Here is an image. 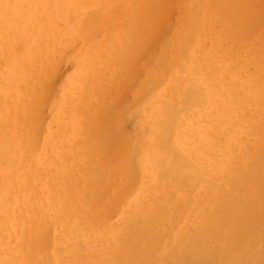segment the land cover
Listing matches in <instances>:
<instances>
[{
    "label": "rangeland",
    "instance_id": "obj_1",
    "mask_svg": "<svg viewBox=\"0 0 264 264\" xmlns=\"http://www.w3.org/2000/svg\"><path fill=\"white\" fill-rule=\"evenodd\" d=\"M194 1H196L197 4H195ZM208 1L213 10L219 11L218 5H216V0ZM204 2L205 0L147 1L146 3L148 5V8H151L149 13H145V18H143L145 20L146 26L148 27L145 30L147 33L145 31L142 33L140 29H138L135 25L134 27L133 23L130 20L132 13L135 11V6L137 7V5L139 4V2H135V0H91V3L87 0L86 2H84V13H89L91 11L100 12L102 10V18L100 17L102 21L98 20L100 21V23L94 22V24H92L93 30L92 25L90 24V20L89 23L87 22V26H91V29L84 30V27H81L85 26L86 23H84L85 25L78 26V17L81 13L80 11H76L73 8L69 10V19L67 20L59 16H53L51 15V13L47 12L45 14L43 13L44 16L42 14L39 16L38 23L34 25L35 28L34 26H31L32 29L30 28V26H25L23 21H20L16 26H14V30L11 26H8V28L6 27V29L4 28V31L8 32L10 35L15 34V39L10 41L4 40L3 47L5 46V48H7H1L3 49V53H0V124L2 123L3 125L6 123V126H10L9 131H6L8 127H5L6 134L9 133L11 137L10 140L14 137L13 135L15 133L11 123L13 119L17 120V126L15 127V130L23 134H27L28 141H26V145L30 147L31 151V154L28 153L27 156L29 155V161L31 163H34L32 164V187L37 194V198L43 197V203L46 202L45 210H48V213L50 211L48 203L49 200H47V197H44L45 187L47 185L50 187L48 193L50 194V198L52 199L57 193V191L58 193L60 191L62 193L65 191V189L71 188L73 186L78 188L75 193H77L76 198H78V201L80 202H82V199L94 201L95 198L93 195H91V193L94 192L95 195L96 191H100L104 193L105 197H115V206H119V209H117V207H113L114 212H112L111 210L110 212H107V209L101 210L104 213L106 211L109 215L114 213L116 214L111 216L108 215L103 228L101 226L96 227L95 232L97 235L94 234L93 236L96 238V240H101L105 238L106 240H108V243H110L109 245H113V243L115 242V245H119L127 241L128 238L125 234L121 235L120 233L114 232L115 228L113 229L111 228V226L117 227L121 224L123 217L126 216V213L128 214L129 212H131L133 208H135V206L141 201V196L139 197V195H142L143 189L150 185V183L153 181L154 177L158 173L160 174L163 170H168L170 165V157L165 159L166 162L163 158V160L160 159L161 157H167V155L160 151V146L157 142V136L163 130V127L162 129H160L158 124L164 120L161 110V101L164 99L169 100L173 106L175 105L177 107H173L174 114L177 117L175 115L173 116V119L175 120H173L172 126V139L175 143L174 147L177 150H182L181 146L178 145L177 142H175V139L180 133V131L189 122L201 123V121L197 122V120L199 115H201V113H203L204 111L208 112V117L204 121V125L200 126L201 128H207L210 126L211 122L217 120V122L214 123V125L216 124V127H211L212 131L214 132L213 136H215L214 138H216V147H220L221 149H223L225 147L226 140L230 139L233 135H237V141L242 142L243 144H245L246 147H249V145H252L255 141H258V136L256 133L264 132V118H262L264 117V112L262 114H256L257 111L255 110L252 101L253 96L249 93L248 96L250 97L246 99L244 98V94L241 93V90L242 87L248 82L252 72L254 71L255 64L253 63V57L255 61L257 60L256 62L258 65L262 63L261 60H258L256 55L264 54V7L261 16L257 13L255 14L256 18L252 19L253 24L252 22H249L251 21V19L247 20L245 23H242V26L239 25L240 23H238L237 26L235 20H229L225 22L226 26L224 24V27L228 28L229 30H234V32L236 33L235 34L233 32V35L229 32L230 35L226 33V36H224V27L219 26V23L217 21H212L213 28L210 30V27L207 26L206 23L210 22L211 18L208 16L201 17V24L204 25V31L196 33L193 41L189 45H186L187 47L185 45L183 46L185 48L186 53L188 52L186 56L187 60L185 58L183 59V53L182 56H180V53H174V51H169L167 50L168 48L163 51L164 41L168 39L170 42L169 46H171L172 41L175 39V31L177 28H180V22L184 21V18L187 14V17H192L196 12L202 11ZM8 3H12V0H8ZM110 4H113V8L111 9L110 13H107L106 7ZM186 4H189V6L187 7ZM260 4H263L264 6V0H260ZM190 5H193L194 8L192 9L193 6L190 7ZM195 5L198 6L200 10L197 9L198 7L196 8ZM99 7H101V9H99ZM88 10L89 12H87ZM192 10L195 11V13L191 12ZM144 12L145 10L143 7L142 14ZM155 13H160V15L157 16L155 15ZM148 22L149 24L152 23L153 26L149 25ZM256 23H258V26H256ZM69 24L73 26V30L67 29V25ZM96 24L98 25L97 28H100V30L94 27ZM37 26H40L41 29L44 27V31H39L37 29ZM192 26L193 25H189L187 28ZM220 28L221 30L223 29L221 33L218 32ZM94 29L97 31H94ZM85 31H87L88 34L90 33V35L86 34ZM94 34H96L97 36ZM20 35L23 36L18 39L17 37ZM74 35L77 36L74 37ZM143 35H145V37H157V35H160L159 38L162 37L163 40L159 41L158 43L157 41L153 42V40H149V42L147 41V43L140 49V39ZM201 35H203V37ZM216 36L218 39H220L218 43L219 46L217 47V50L220 49L218 54H223L220 56L221 59L219 58V60H212L211 57L207 55V53L213 54L212 49L214 50V48L212 47V44ZM79 37L82 39H80ZM86 37L92 38L88 39ZM212 37H214V39ZM72 38H74V40ZM33 39L38 42L37 45L32 43ZM121 40L127 41V45L124 49H122V44L120 42ZM71 42L73 43V45ZM11 43L14 44L9 46ZM32 44L36 48L37 53H35V57H37L35 58V61L32 62V64H29L30 66L28 65V63L25 64L27 73L29 74L28 77H30H27L26 80H20V76H14L15 71H13L11 66H9L10 63H14V60H12L14 58L13 52H15L16 56H20L23 54L20 53L22 51V48L27 49L28 46H32ZM184 48L182 49L184 50ZM201 48L203 49V51L201 50ZM253 48H255L256 51L258 50L256 48H259V51L256 52ZM91 49H93V52H91ZM7 50H9L8 53ZM96 52L101 53L102 57L99 58V53ZM118 52H120V54ZM215 52L216 51L214 50V53ZM117 53L119 55H122L119 56ZM119 57L122 58L120 59ZM188 57L190 58L188 59ZM1 58L3 60L5 59V63L2 62L3 60ZM103 60L105 62H103ZM160 60L162 61V63L160 62ZM185 61L188 62L186 63ZM18 64L19 63H17V66L20 67V64ZM220 64H223V66H221ZM181 65L185 66L186 68L182 66L181 69ZM194 66L195 69L197 68V71H193L195 70L193 69ZM86 67L92 68H89L88 73L84 77H80L81 74L87 69ZM158 67L160 68L159 72ZM160 72L162 73L161 78ZM210 73H214L216 75H223V77L217 79L218 81L216 80V82L214 81V83H212V80L211 83L215 86L217 85L216 89L219 91L221 96H228V99L232 103L229 105V112H232L231 105H234V107L232 108L235 110V112L234 116L231 115V121L226 117H223L222 120L219 118L218 109L216 107V104L219 101L218 99L208 97L205 104H197V106L196 104H190V108H187V106L189 105L185 104V100L187 99L188 101L187 94L190 93V90L198 89L201 84L202 86H204L205 81H207L206 79L209 78L208 80H210ZM153 75H160L159 77L157 76L159 80L156 78V76L151 78V76ZM147 76L150 77L148 78V80ZM91 78L92 80H89ZM155 78L158 81L155 80ZM149 79L151 81H149ZM87 80H89L90 83ZM14 82L16 83L17 88H14L13 86ZM44 82H46V85ZM26 85L27 89H25ZM36 85L38 88L36 87ZM148 85L150 87H148ZM178 85L180 86L178 87ZM29 86L31 87L29 88ZM86 86H88L89 88H86ZM139 86L141 87L138 90L137 88ZM145 89L148 91H146ZM242 97L246 102L241 99ZM124 99L125 101L128 100L127 105L124 104ZM157 105H159V107ZM178 108H182V110L179 109L178 112ZM119 109L125 111L122 112L124 115H120L122 113L120 112L121 110L119 111ZM187 109L189 110L187 111ZM4 112H7V114L5 115L8 116L7 118L3 116V114H5ZM89 124H91L94 128L96 127L97 132H95V135L99 137L96 140L93 137L86 138V135L88 134L89 130ZM222 125L224 126V128ZM111 137L121 140L122 144L127 143L126 145H124V152H132V162L135 161L137 162L136 164L139 163L138 165H136L135 162L133 163V166H137H135V169H133L131 165V160L129 159H126L128 165L127 162H125L126 160L123 159V167H119L113 164V157L115 155L113 151L117 150L116 145L118 144L116 141L115 146L113 147L112 152L110 153L109 150H107V141ZM140 142L141 144H143V146L137 145L140 144ZM129 143L131 144V146L128 145ZM137 146L139 148H136ZM147 148H149V150L151 151L147 150ZM234 149L239 155L238 156L236 154L235 158H240L241 160L242 156L240 151L237 147H234ZM134 150H137V152L134 153ZM117 153H119L117 154L119 156L116 155L117 157H122L123 155H125V153ZM152 153L154 157L151 155ZM143 154L148 155L149 157L143 156ZM205 155V157H208L207 154ZM155 156H157V158ZM185 156H188V154H185ZM213 156L215 159H217L219 167L222 166L226 168V157L221 160V157L217 153H213ZM146 157L149 159H146ZM107 159H109V161ZM159 159L162 160L164 164L161 161L160 164H157ZM188 160L191 161V159ZM240 160L235 159L236 162ZM150 163H152L153 167H151ZM61 166H64L66 170L56 171V169ZM139 168L143 169L139 170ZM202 170L203 169L198 168L197 173L200 174V177L213 176V174L209 172V169H205L203 172ZM141 171L144 172L142 173ZM135 173L139 174V178L138 175H136ZM133 175H136V177ZM132 177H135L132 180L133 182L123 181ZM175 179V186L178 185V183H182V187L178 188V186H176V201L178 202L175 203V205H172L173 200H175V197L172 198L173 196L169 195L167 196V198L170 199V202L172 201L171 203H169V208L171 212L175 210L176 214L179 215V218H173L174 216H171L170 218V216H168L166 220L160 221V223L161 225L166 226L170 225V223H177L178 221H180L181 223H179V225L181 224V227L192 226L198 222V216L188 217L186 216V212H184L183 214V210L179 208L181 207L180 202H182V199H188L194 196L191 195L193 193L194 186L205 185L206 183L198 178H192L187 180L185 179V177H181L178 175L175 177ZM229 181L230 180H228V182ZM222 185L225 186V184ZM63 186H65V188H63ZM238 187L239 186L235 187L236 192L233 191L234 194L237 193L236 197L239 196L240 193L242 194L243 192V189ZM123 188L129 189L130 192L129 190H124V199L121 200L120 198L123 197ZM117 189L121 191V194L117 193L119 192ZM125 193L127 194V196ZM118 195H121V197ZM152 195H156V193L152 192ZM119 199L120 202L123 201L121 203L122 205H119ZM206 199L208 202H210V204L213 202L212 204L216 205V203L214 202V200H216V195L213 191L206 193ZM91 207L92 204L89 203L87 204L86 209H90ZM127 207L129 209H127ZM77 211L79 213L78 216H82L81 214L83 213V210L77 209ZM181 217H183V219ZM189 218L190 220H188ZM32 224H37V229L39 228L38 231L45 230L49 225L51 232L48 242L49 250L56 252L60 251L65 258L69 256L68 252L64 251L65 249H60L61 246L57 244L61 235L65 231H67V227L63 228L60 224H56L52 215H47V218L35 217ZM262 227H264V224H262ZM33 228L36 229L35 226H33ZM0 229L4 230V226L1 224ZM106 231L109 235H104L106 236L104 237L103 234L104 232L106 233ZM169 234L167 235L168 240H170V237L171 240L173 239L172 237H174L173 240H176L175 236L173 235V232L172 234ZM98 235H100L99 238H97ZM167 239H165L164 242L162 241V245H164L163 247H165L166 244L169 243ZM262 239H264V235ZM14 243V240H9L8 242H6L5 245L9 247H14ZM166 247L168 248V244ZM161 255H163V253L160 252L157 255V257H159L157 259H160ZM115 259L116 258H112L111 260L115 261ZM120 263H122V259L120 260L119 264Z\"/></svg>",
    "mask_w": 264,
    "mask_h": 264
},
{
    "label": "bare ground",
    "instance_id": "obj_2",
    "mask_svg": "<svg viewBox=\"0 0 264 264\" xmlns=\"http://www.w3.org/2000/svg\"><path fill=\"white\" fill-rule=\"evenodd\" d=\"M86 1L87 0H12V3H8V0L7 1L6 0H0V53H3V49H1V48H5V46L3 47L4 40L10 41V40L15 39V34L10 35L8 32L4 31V28L6 29V27L8 28V26H11L14 30V28H15L14 26H16L20 21H23L25 26H27V27L30 26V28H31V26H34L38 23V18L41 14L43 15V13L45 14L48 12V13H51V15H53V16H59L61 18H64L65 20H67V19H69V15H68L69 10L71 8H73L74 10L80 11V13H81L78 17V20H79L78 26L85 25L84 23H86L85 26H87V22L89 23V20H90L91 25L94 24V22L100 23V21H102L101 20V18H102L101 17V11L102 10L100 12H96V11L89 12V10H90L89 9L87 11L89 13H84L83 12L84 6H85L84 2H86ZM136 1H138L139 4L137 5V7L135 6V8H134L135 11L132 13L130 20L133 23V26L135 25L143 33L148 28L146 26L145 20L143 19V18H145L144 15L147 12L149 13V11L151 10V8H148V5L146 2L151 1V0H135V2ZM88 2L91 3V0H88ZM194 3L197 4L196 1H194ZM194 3H193V5H194ZM133 4H134V2H133ZM112 5L113 4H110L108 6L106 5L107 6L106 7L107 13L111 12V9L113 8ZM193 5H190V7H192ZM216 5H218L219 11L213 10L209 4V1L205 0L204 5L202 7V11H198L195 13V11L192 10L191 12L195 13L194 16H192V17H187L188 16V14H187L184 18V21L180 22L181 25L178 24L180 26V28H177L175 31V39L173 41L171 40L172 45L169 46L170 42L168 39H166L164 41L163 51H165V49L168 48L167 50H169V51H174V53H180L181 54L180 56H182V53H183L184 54L183 59L185 58L187 60L186 56H187L188 52L186 53L185 48L183 46L189 45L193 41L196 33L204 31V25L201 24V17L208 16L211 18L210 22L206 23V25L210 27V30L213 28L212 27V21H215V22L217 21L219 23V26L224 27L225 22H227L229 20H235L237 26H238V23H240L239 25L242 26V23H245L249 19H251V21H249V22H252V19L256 18V16H255L256 13L261 16V14L263 12V7H264L263 4H260V0H216ZM188 6H189V4L187 5V7ZM143 7H144L145 12L142 14V8ZM197 7L198 6H196V8ZM193 8H194V6L192 7V9ZM99 9H101V7H99ZM197 9H199V7ZM203 9H204V12H203ZM191 12H190V14H191ZM102 15H103V13H102ZM155 15L159 16L160 13H155ZM45 18H46V15H45ZM98 20H100V21H98ZM108 23H110V22H108ZM60 24H62V23H60ZM148 24H149V22H148ZM252 24H253V22H252ZM257 24L258 23H256V26H258ZM149 25L153 26L152 23ZM155 25H156V23H155ZM189 25L190 26L193 25V26L187 28ZM234 25H235V23H234ZM85 26H81V27H84L83 28L84 30L91 29L90 28L91 26L90 27L87 26L88 28ZM225 26H226V24H225ZM94 27L97 28L98 25L96 24ZM34 28H35V26H34ZM80 28H79V30H80ZM37 29L39 31H44L43 30L44 27L41 29L40 26H37ZM67 29L73 30L74 28L72 25L69 24V25H67ZM97 29L100 30V28H97ZM223 29L222 30L225 32L224 36H226V33L229 34V32L232 33V35L235 33L234 30H229L228 28H225V27ZM92 30H93V25H92ZM222 30L220 28V30H218V32L221 33ZM20 31H22V30H20ZM94 31H97V30L94 29ZM103 31H104V29H103ZM85 32H86V34H88L87 31H85ZM100 33H101V31H100ZM16 34H17V32H16ZM74 34H76V33H74ZM98 34H99V32H98ZM77 35H78V33H77ZM88 35H90V33ZM94 35H96V34H94ZM145 35H147V34H145ZM145 35H143L140 39V44H139L140 49L147 43V41L149 42V40H153V42L157 41V43L159 41L163 40L162 37L159 38L160 35H157V37H155V36L145 37ZM22 36L23 35H20L17 38L19 39ZM31 36H33V35H31ZM76 36L74 35V37H76ZM83 36H85V35H83ZM201 36L203 37V35H201ZM57 38H59V37H57ZM86 38H88V37H86ZM89 38H92V37H89ZM212 38L214 39V37H212ZM53 39H55V38H53ZM72 39L74 40V38H72ZM80 39H82V38H80ZM221 39H223V38H221ZM86 41H88V40H86ZM219 41H220V39H218L216 36V38L212 44V47L214 48V50L217 53L215 52L216 53L215 54L213 49H212L213 54L207 53V55H209L212 60H219L220 56L223 54V53L218 54V52L220 50V49L217 50V47L219 46L218 45ZM73 42H75V41H73ZM120 42L122 44V49H124L127 45V41L121 40ZM32 43L37 45L38 42L33 39ZM13 44L11 43L9 46H11ZM33 44H32V46H28L27 49L22 48V51L20 53H23V54L20 56H16L15 52L12 51L14 53V58L12 59V60H14V63H10L9 66H11L12 70L15 71L14 76H16V77H17V75L20 76V78H19L20 80H26L28 75H29L27 73L25 64H27V63H28V65L32 64V62H34L35 58L37 57V56L35 57V53H37V51H36V48ZM72 45H73V43H72ZM75 45H77V44H75ZM16 46H17V44H16ZM130 46H129V48H130ZM17 48H18V46H17ZM20 48H21V46H20ZM68 48H69V45H68ZM182 48H184V50ZM70 49H73V48H70ZM253 49L255 50V48H253ZM256 49H258V50L257 51L255 50V51L258 52L259 48H256ZM42 50H43V48H42ZM201 50L203 51L202 48H201ZM8 51L9 50H7V53H8ZM202 51H200V52H202ZM255 51H254V53H255ZM91 52H93V49H91ZM220 52H222V51H220ZM96 53H99V52H96ZM118 53L120 54V52H118ZM192 53H195V52H192ZM252 53H253V51H252ZM2 55H4V54H2ZM121 55H119V56H121ZM256 56H257L258 60L262 61V63L260 65H258L256 62L257 60L255 61L254 57H253V63L255 64L254 71L252 72L248 82L242 87L241 93L244 94V96H245L244 98H246V99L248 97H250V96H248L250 93V95L253 96L252 101H253V106L255 107V110L257 111L256 114L257 113L262 114L264 112V96H263V94H264V54H259V55L257 54ZM65 57H66V55H65ZM98 57L101 58L102 54L99 53ZM125 57H127V56H125ZM131 57H132V55H131ZM189 58L190 57H188V59ZM38 59H37V62H38ZM129 59H130V57H129ZM4 60L2 61L3 63H5ZM52 62H53V60H52ZM103 62H105V61L103 60ZM160 62L162 63L161 60H160ZM171 62H172V59H171ZM173 62H175V61H173ZM17 63L20 64V65L18 64L20 67L17 66ZM109 64H110V62H109ZM166 64H168V63H166ZM220 65L223 66V64H220ZM182 66L183 65H181L180 68ZM185 66H183V67H185ZM32 67H31V69H32ZM86 68L87 69L81 74L80 77H84L88 73L89 68H92V67H86ZM159 69L160 68L158 67V72H159ZM193 69H195V66ZM196 69L193 71H197ZM162 70H163V68H162ZM153 71H154V69H153ZM50 73H51V71H50ZM167 73H168V71H167ZM156 74H157V72H156ZM154 76H156V75L151 76V78ZM157 76L159 77L160 75H157ZM157 76H156V78H157ZM161 77H162V73H161L160 78ZM209 77H210V80H208L209 78H207L206 79L207 81H205L204 86H202V84H201V86H202V87L200 86L201 88L200 87L198 89H192L191 88L192 90H190V93L187 94L188 95L187 96L188 101L186 99L185 104L189 105V106L186 105L187 108H190V104H192V105L196 104V106H197V104H205L208 97L218 99L219 101L217 102L216 107L218 109L219 118L222 120L223 117H226L231 121V115L234 116V112H235V110L232 108V107H234V105H231L232 106L231 107L232 112H229V105L232 103L228 99V96L225 95L226 98L223 95L221 96L219 91L216 89L217 85L215 86L212 84V83H214V81L216 82V80L218 78L223 77V75H216L214 73H210ZM142 78H144V77H142ZM145 78H146V76H145ZM148 78H150V77L147 76V80H148ZM156 78H155V80L158 79V78L157 79ZM113 79H114V77H113ZM89 80H92V78ZM89 80H87V81L90 83ZM180 80H181V78H180ZM212 80H213V82H212ZM108 81H109V79H108ZM149 81H151V80L149 79ZM24 82H21V83H24ZM32 82H34V81H32ZM120 82H121V80H120ZM120 82H119V84H120ZM44 83L46 85V82H44ZM124 83H125V81H124ZM180 83H181V81H180ZM71 85H72V83H71ZM149 85H148V87H150ZM13 86H14V88H17V85L15 82L13 83ZM179 86L180 85H178V87ZM30 87L31 86H29V88ZM36 87H37V85H36ZM87 87L88 86H86V88ZM140 87L141 86H139L137 89L139 90ZM56 88H59V87H56ZM25 89H27V85H26ZM141 90H143V89H141ZM146 91H148V90H146ZM232 92H233V90H232ZM108 98H106V99H108ZM244 98L242 97L241 99L244 100ZM91 99H92V97H91ZM39 100H41V99H39ZM89 100H90V98H89ZM123 101H125V99ZM127 101H125L124 104L127 105ZM244 101H242V102H244ZM132 102H133V100H132ZM28 104H29V102H28ZM128 104H129V102H128ZM161 104H162L161 110H162L164 120L161 122L159 121L160 123L158 124V126L160 129H162V127H163V130H162V132H160L158 134V136L157 135L156 136H157V142L160 146V147L158 146L160 148V151L167 155V157H161L160 159L163 158L165 161L166 158L170 157V165H169L168 170H165V171L163 170L160 174L158 173L154 177L153 181L150 183L149 186H147L145 188L143 187L144 189L142 191V195H139V197L141 196L140 197L141 201L136 206L134 205L135 208H133L132 211L130 210L131 212H129L128 214L126 213V216L123 217L121 224L118 225L117 227L111 226V228H113V229L115 228L114 232L120 233L121 235L125 234L128 238L127 241L124 240L125 242L121 243L119 245H115L116 242L113 243V245H109L110 243H108V240H106L104 238V237H106L104 235H109L107 233V231H106V233L104 232V234H103L104 237L102 236L104 239H101V240L99 239L100 241L96 240V238L93 236L94 234H96V232H95L96 227L101 226L103 228V226L105 224V220L109 215L107 212H110V210L112 212H114L113 207L114 208L117 207V206H115L116 205V201L114 199L115 197L114 198L105 197L104 193H102L100 191H96L95 195H94V192L91 193V195H93L95 198L94 201L82 199V202H80V201H78L79 199L76 198L77 193H75L78 188L73 186L71 188L65 189V191L62 193H61V191L59 193L57 191V193L55 194V196L52 199V198H50V194L48 193L50 190V187L47 185L45 187V196L44 197H47V200H49L48 203H49L50 211L48 213V210H45L46 209V207H45L46 202L43 203V197L37 198V194L33 190V187H32L31 176L33 174L32 164H34V163H31L29 161V159H30V157H28L29 155L27 156L28 153L31 154L30 147L28 145H26L27 144L26 141H28L27 134L26 133L23 134V133L15 130V127L17 126V120L13 119V121L11 123H12V127L14 128L15 133L13 135L14 137L10 140L11 137H10L9 133H7L8 135L6 134V131H9L10 126L9 125L6 126V123L3 125L1 123L0 124V224L4 226V230L0 229V264H119L121 259H122V263H120V264H264V239H262V237L264 235V227H262V224H264V132L256 133L258 136V138H257L258 141H255L252 145H249V147H246L245 144H243L242 142H238L237 141V135H233L230 139L226 140L225 147L223 149H221L220 147H216V138H214L215 137V136H213L214 132L211 129V127L212 128L216 127V124L214 125V123H216L217 120L214 122H211L210 126L207 128L206 127L205 128L200 127V126L204 125V121L208 117V112L204 111L203 113H201V115H199L198 120H197V122L201 121V123L195 122L196 123L195 124L194 122H189L180 131V133L178 134V136L175 139V142H177V144L181 146L183 151L181 149L177 150L174 147L175 143L172 139V137H173L172 126H173V120H175V119H173V116L175 115L174 114V108H177V107L175 105H174L175 106L174 107L169 100H165V99L161 101ZM233 104H234V101H233ZM157 106L159 107V105H157ZM81 109H83V108H81ZM179 109L182 110V108H178L177 109L178 112H179ZM185 109H186V107H185ZM185 109H183V110H185ZM188 110L189 109H187V111ZM119 111L122 113L124 110L122 111V109H119ZM177 111H176V113H177ZM6 114H7V112L5 114H3V116H5ZM162 114H161V116H162ZM120 115L122 116L124 114L122 113ZM5 117L7 118L8 116H5ZM22 117H24V116H22ZM262 118H264V117H262ZM5 127H8L7 128L8 130L6 129V131H5ZM223 128H224V126H223ZM227 128H229V127H227ZM88 129L89 130H88V134L86 135V138L93 137L95 140L97 138H99L98 136L95 135V132H97L96 127L94 128L91 124H89ZM116 141H117L118 145H116L117 150L113 151L115 153V155L113 157V164L116 166H119V167L120 166L123 167V159L124 160L133 159L132 158L133 157L132 152L127 151L129 153H127V152L125 153L124 152V150H125L124 145H126L127 143L122 144L121 140L115 139L114 137L113 138L111 137L107 141L108 142V149L107 150H109L110 153L112 152V149L115 146ZM141 142H143V141H141ZM141 142H140V144H137V145L143 146V144H141ZM128 145L131 146L130 143ZM234 147H237L238 150L240 151L241 156H242L241 160H240V158H235L236 154L238 155V153L234 149ZM136 148H139V147L137 146ZM48 149H49V147H48ZM137 150H134L135 151L134 153H136ZM147 150H149V148H147ZM143 151H145V150H143ZM149 151H151V150H149ZM117 152H120L122 154L125 153V155H123L124 157L123 156L122 157L120 156L121 158L117 157V156H119V155H117V154H119ZM213 153H217L221 157V160L224 159V157H226V159H227L226 168H224L222 166H220V167L218 166V161H217V159L214 158ZM122 154H120V155H122ZM185 154H188V156H185ZM205 154H207L208 157H205L206 156ZM151 155L153 156V153ZM143 156H148V155L143 154ZM111 157H112V155H111ZM155 157L157 158V156H155ZM146 159H149V158L146 157ZM160 159L157 162V164H160V161L163 163V161H162L163 159L162 160H160ZM188 159H191V161ZM235 159L240 160V161H238L239 164H238V162L235 161ZM107 160L109 161V159H107ZM101 161H103V160H101ZM148 161H150V160H148ZM125 162H127V160ZM134 162L135 161L132 162V160H131V165H132L133 169H135V166L139 164V163L136 164L137 162H135L136 165L133 166ZM150 164H151V167H153L152 163H150ZM127 165H128V162H127ZM143 165H142V167H143ZM53 166H54V164H53ZM161 166H163V165H161ZM52 168H54V167H52ZM198 168L203 169L202 172L205 169H209V172L212 173L213 176H211V177H208V176L200 177V174L197 173ZM141 169H143V168H139V170H141ZM145 169H147V168H145ZM57 170L64 171V170H66V168L64 166H61V167L57 168L56 171ZM56 171H55V173H56ZM137 173H135V174L138 175V178H139V174H137ZM176 174L178 176L185 177V179H187V180L192 179V178H194V179L198 178L200 180H203L206 183L205 185L194 186L193 193L191 194L194 196L191 198H188V199H182L181 200L182 202H180L181 207H179V208H181L183 210L182 211L183 214H184V212H186V216H188V217L189 216L190 217L191 216H198V222L192 226H188V227L182 226L181 227V224L179 225V223H181V222L178 220H177L178 221L177 223L173 222V223H170V225H166V226H163L160 223V221L166 220L168 216H170V218H171V216H174L173 218H177V219L179 218L178 217L179 215L176 214L175 210L174 211L172 210L173 212H171V210L169 208V206H170L169 203H171L172 201L170 202L169 201L170 199L167 198V196H169V195H172L173 196L172 198L175 197V200H173L172 205H175V203L178 202V201H176V196H177L176 186H178V188L182 187L181 186L182 183L181 184L178 183V185L175 186V182H176L175 177L177 176ZM136 175H133V176L136 177ZM135 177L128 178L125 180H123V178H122V180L130 182ZM228 180H230V181L228 182ZM123 183H122V185H123ZM130 184H132V183H130ZM222 184H225V186ZM128 186H129V184H128ZM236 186H239L240 188L243 189L242 194L240 193L241 195L239 194V196H237V197H236L237 193L234 194V192H233L236 190L235 189ZM63 188H65V186H63ZM124 190L128 191L129 189L123 188V192H122L123 197H121V195H118L121 197L120 198L121 200L124 199ZM118 191L119 192H117V193L121 194V191L120 190H118ZM210 191H213L216 195V200H214L216 205H213L212 204L213 202L210 204V202L207 201L208 197L206 199V193H209ZM129 192H130V190H129ZM152 192H155L156 195H152ZM159 195H162V196H159ZM126 196H127V194H126ZM120 199L118 202H120ZM214 199H215V197H214ZM122 202H120L119 205H122L121 204ZM89 203L92 204V207L90 209H86V206ZM172 205H171V207H172ZM118 207H117V209H119ZM77 209L83 210V213L81 214L82 216H80V217L78 216L79 213H78ZM102 209H107V212L106 211H105V213L102 212L101 211ZM127 209H129V208L127 207ZM171 209H173V208H171ZM177 212H179V211H177ZM118 213H120V212H118ZM114 214H116V213H114ZM114 214H110L109 216L114 215ZM47 215H52L56 224H60L61 227H63V228L67 227V231H65L61 235L59 241L57 242V244H59V246H61L60 249H62V250L65 249L64 251L68 252L69 256L67 258H65L60 251L56 252V251H50L49 250L48 242H49V236L51 233L49 225L46 229L44 228L45 230L38 231L39 228L37 229V226H36L37 224L36 225L32 224L35 217H46L47 218ZM181 218L183 219V217H181ZM48 220H47V222H48ZM188 220H190V218ZM195 222H193V223H195ZM34 224H35V222H34ZM48 224H49V222H48ZM33 226H35L37 230L34 229ZM261 230H263V231H261ZM108 231H109V229H108ZM172 232H173V235L175 236L176 240H173L174 237H172L173 238L172 240H171V237H170V240L167 239V235L169 233L172 234ZM120 234H118V235H120ZM100 235H98L97 238H99ZM115 235H113V236H115ZM110 237H112V236H110ZM165 239H167L169 241V243H167L168 248L166 247L167 244L165 246L166 248L163 247L164 245H162V243L165 241ZM9 240L15 241L14 247H9V246L5 245L6 242H8ZM115 240H117V239H115ZM117 241H119V240H117ZM261 246H262V248H261ZM238 248H239V250H238ZM160 252L163 253V255H161L160 259H157V258H159V257H157V255ZM110 256H112V257H110ZM112 258H116L115 261L111 260ZM124 261H126V262H124Z\"/></svg>",
    "mask_w": 264,
    "mask_h": 264
}]
</instances>
